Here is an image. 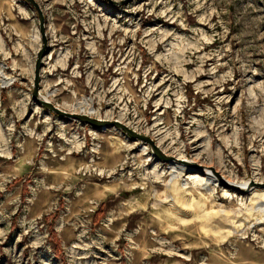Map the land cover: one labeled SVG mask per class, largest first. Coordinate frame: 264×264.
I'll return each mask as SVG.
<instances>
[{
  "label": "rangeland",
  "instance_id": "rangeland-1",
  "mask_svg": "<svg viewBox=\"0 0 264 264\" xmlns=\"http://www.w3.org/2000/svg\"><path fill=\"white\" fill-rule=\"evenodd\" d=\"M38 1L41 95L205 171L37 103L38 12L0 0V264H264V201L204 185L264 183V0Z\"/></svg>",
  "mask_w": 264,
  "mask_h": 264
},
{
  "label": "water",
  "instance_id": "water-1",
  "mask_svg": "<svg viewBox=\"0 0 264 264\" xmlns=\"http://www.w3.org/2000/svg\"><path fill=\"white\" fill-rule=\"evenodd\" d=\"M32 7L36 9L38 12V17H39V28L42 36V46L39 49L37 53V60L35 64V79H34V87L32 91V96L33 99L39 103L41 106L46 108L50 112H54L58 114L61 117H71L75 118L78 120H81L87 124H90L92 126H95L97 128H105L108 126H113L117 128L123 129L129 136L135 139L142 140L144 142L149 143L152 146L153 153L155 156L159 157L163 161L167 162H172L174 160H179L177 159L176 156L174 155H168L163 149L157 144V142L150 136L140 133L134 128L130 127L126 123L116 119V120H110V119H102L99 117L92 116L88 113L85 112H72V111H67L65 109H62L52 101L45 99L41 96L40 92V86H41V71L43 68V62L44 58L46 56V53L48 51V46H49V38H48V33H47V17L46 14L38 0H26ZM109 2L116 4V5H124L126 4L129 0H108ZM217 175L219 173L216 171L215 168L212 169ZM220 176V175H219ZM221 177V176H220ZM223 179V178H222ZM224 184L227 185L228 187L233 188L234 190L244 192L245 190L241 189L237 184L227 182L226 180ZM262 186H264V183H261Z\"/></svg>",
  "mask_w": 264,
  "mask_h": 264
},
{
  "label": "bare ground",
  "instance_id": "bare-ground-1",
  "mask_svg": "<svg viewBox=\"0 0 264 264\" xmlns=\"http://www.w3.org/2000/svg\"><path fill=\"white\" fill-rule=\"evenodd\" d=\"M41 96L43 98L48 99V100L51 101V98H50L49 95H41ZM72 112H85V113H88L90 115H95V113H96L93 110L92 105L90 103L84 102V101L79 102L78 103V106L75 107L72 110ZM177 159H179V160H174V161L170 162L172 164V167H174L178 171L177 177L176 178H173V182H172L173 185L176 187V189H178L177 183H178V181H180V177L181 176L186 175V174H188L190 172L191 173H195L196 171L197 172L205 171L203 169H197L196 168L197 167V163H196L197 161H195V160H187V159H185V158H183L181 156L180 157H177ZM207 173H208L209 177H208V180H206V182H204V185H206L207 183H210V184L212 183V185L216 188L217 185H222L225 182V181H222L221 182L222 178L219 177V175H217L215 172H213V171H207ZM193 179H194V184H201V185H203V182L199 178V176H197V175L194 174ZM227 182L237 184L241 189H243L245 191H248L249 194L251 195V204L253 202H255V203L258 202V204L261 205L262 204V201H264V187H260L259 186V184H261L262 182H257V181H254L253 180L251 182L250 181H246V182H243V183L238 184V183L232 181L231 179H229ZM255 205H253V206H251L249 208L253 212L256 211V209H257V208L254 207ZM260 205H259V207H260ZM201 211L205 214L206 217L207 216L208 217L210 216L209 215L210 214L209 212H204L205 211V208L201 209L200 212ZM224 211H225L226 215L223 216V217H229L230 215L227 212V210L224 209ZM255 213H257V211ZM253 215H255V214H253ZM211 224H212V231H214V232H217L218 229L221 228V225L218 222H213ZM204 227H205V229L207 231L209 230L207 226L204 225Z\"/></svg>",
  "mask_w": 264,
  "mask_h": 264
},
{
  "label": "trees",
  "instance_id": "trees-1",
  "mask_svg": "<svg viewBox=\"0 0 264 264\" xmlns=\"http://www.w3.org/2000/svg\"><path fill=\"white\" fill-rule=\"evenodd\" d=\"M192 98V93H190V99Z\"/></svg>",
  "mask_w": 264,
  "mask_h": 264
}]
</instances>
